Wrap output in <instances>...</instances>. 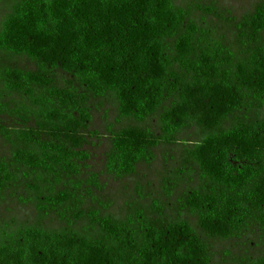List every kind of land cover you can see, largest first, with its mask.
Instances as JSON below:
<instances>
[{
    "label": "trees",
    "instance_id": "trees-1",
    "mask_svg": "<svg viewBox=\"0 0 264 264\" xmlns=\"http://www.w3.org/2000/svg\"><path fill=\"white\" fill-rule=\"evenodd\" d=\"M193 9L221 19L174 0L12 3L0 53L35 68L0 62V191L22 187L38 213L86 224L4 231L0 264H209L211 240L264 237V1L226 21L230 40ZM105 97L133 123L110 131L104 168L114 179L198 128L181 153L198 184L177 202L195 225L164 220L157 202L123 218L83 209L102 188L97 173L82 174L91 103ZM154 119L156 130L145 125ZM238 264H264V255Z\"/></svg>",
    "mask_w": 264,
    "mask_h": 264
},
{
    "label": "rangeland",
    "instance_id": "rangeland-1",
    "mask_svg": "<svg viewBox=\"0 0 264 264\" xmlns=\"http://www.w3.org/2000/svg\"><path fill=\"white\" fill-rule=\"evenodd\" d=\"M15 0H0V23L9 12ZM264 0H174L181 7L196 2L202 7L212 8L221 19L213 15H205L203 11L193 9L192 19L231 39L226 21L252 12ZM2 61V62H1ZM0 62L21 69L33 70L35 66L23 57L4 56L0 53ZM59 74L58 76H62ZM92 120L88 124L87 143L84 149L90 154L86 162V172H94L99 176L102 188L93 191V198H87L83 209H96L102 214L123 218L125 214L148 208L157 202L163 207L162 218L166 221L186 220L195 225V218L188 212H179L177 202L188 191L197 186L198 178L191 174L189 166L182 165V148L192 144L196 139L198 128L193 126L178 135L174 144H160L153 149L154 158L149 163H141L136 172L123 179H114L105 172L104 164L110 147V131L133 124L121 120L110 97L94 100L91 103ZM253 117V116H252ZM232 122V121H231ZM231 122L227 123L230 124ZM8 124L16 125L12 120ZM152 130L157 129L156 119L145 124ZM8 155V148L0 140V156ZM22 187L0 191V234L17 226H38L45 229L59 230L68 228L82 230L85 220L68 223L55 213L40 214ZM155 218V216H153ZM211 260L209 264H238L246 259H256L264 255V237L257 230L245 233L238 239L211 240Z\"/></svg>",
    "mask_w": 264,
    "mask_h": 264
}]
</instances>
